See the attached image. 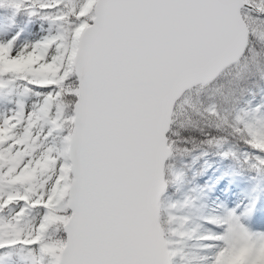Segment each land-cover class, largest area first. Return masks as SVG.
<instances>
[{"label": "snow or ice", "instance_id": "snow-or-ice-1", "mask_svg": "<svg viewBox=\"0 0 264 264\" xmlns=\"http://www.w3.org/2000/svg\"><path fill=\"white\" fill-rule=\"evenodd\" d=\"M258 4L241 0L240 18L264 21ZM0 8L12 13L0 36V212L16 206L0 217V264H264V231L244 222L254 199L206 211L231 180L264 181V106L230 111L208 96L197 109L186 96L230 58V0ZM21 14L45 34L21 41ZM257 39L247 32L241 59ZM178 108L204 123H178Z\"/></svg>", "mask_w": 264, "mask_h": 264}, {"label": "rangeland", "instance_id": "rangeland-1", "mask_svg": "<svg viewBox=\"0 0 264 264\" xmlns=\"http://www.w3.org/2000/svg\"><path fill=\"white\" fill-rule=\"evenodd\" d=\"M248 1V0H246ZM253 5L258 8V0H251ZM244 20L248 27L252 26L253 34L257 36V42L253 47L249 49V54L243 59L239 58L235 63L227 66L223 69L220 74V78L215 84L209 86L207 89L200 90L202 86L192 88L190 92L186 93L188 98L187 102L194 105L195 108L199 109L201 107L200 101L206 100V97L212 96L216 99L217 103L221 108H227L228 110L240 109V108H253L256 106H264V89H259L254 91L253 84L249 78H254L256 81V76L263 79L264 84V21L258 20L254 16L248 15L247 10L243 14ZM12 18L11 10L0 8V36L7 29L9 21ZM47 28V24L42 22L38 18H33L31 21L28 20L26 16L21 14L16 17V28L12 31L23 29L21 32V41H32L43 36L45 33L42 31ZM13 87V94L11 98L16 99V91L21 89V85L17 83ZM28 103H31V99H28ZM4 106L0 105V111H3ZM189 112L185 111L183 108L177 109V114L181 115V120H188L190 117ZM194 113V112H192ZM187 118V119H186ZM198 118V117H197ZM199 120V118H198ZM199 123H204L199 120ZM180 160L178 155L177 161ZM240 183L247 184L246 195L249 196L245 201V204L249 200H255V204L258 202H264V181L259 179L249 180L240 179ZM235 180V179H233ZM263 193V194H262ZM208 208L211 206V200L207 199ZM231 208L234 206L226 205ZM16 216V206L0 212V217L4 220H12ZM36 213L33 212L26 219L31 223H35L33 219ZM257 219V218H256ZM256 219L249 218L244 222L254 231L262 230L263 225H258ZM189 240V246H185L184 251L188 254L189 258L194 257L199 253V241L196 239L195 234ZM184 241V242H185ZM195 264V261H193Z\"/></svg>", "mask_w": 264, "mask_h": 264}, {"label": "bare ground", "instance_id": "bare-ground-1", "mask_svg": "<svg viewBox=\"0 0 264 264\" xmlns=\"http://www.w3.org/2000/svg\"><path fill=\"white\" fill-rule=\"evenodd\" d=\"M240 180L236 178L235 180H231V182L228 184V187L226 190L222 189H216L213 190L212 193L209 194L208 200H211V206L206 209V211H211L214 207L215 204L217 203H223L224 205H229V206H235L237 203H243L245 204V201L249 196L246 195L247 191V184L246 183H240ZM263 194V193H262ZM207 202V201H206ZM207 204H209L207 202ZM254 218L256 219V223L258 225H263L262 230L259 231H264V202H258L253 209L251 215L247 218ZM190 242L189 240H186L182 247L189 246Z\"/></svg>", "mask_w": 264, "mask_h": 264}, {"label": "water", "instance_id": "water-1", "mask_svg": "<svg viewBox=\"0 0 264 264\" xmlns=\"http://www.w3.org/2000/svg\"><path fill=\"white\" fill-rule=\"evenodd\" d=\"M245 2V1H244ZM232 7L235 9V22L229 29L226 37V47L230 58L223 65V68L235 62L240 57L243 45L246 42L247 27L239 11L241 0H230Z\"/></svg>", "mask_w": 264, "mask_h": 264}, {"label": "trees", "instance_id": "trees-1", "mask_svg": "<svg viewBox=\"0 0 264 264\" xmlns=\"http://www.w3.org/2000/svg\"><path fill=\"white\" fill-rule=\"evenodd\" d=\"M250 80H252V78L250 79ZM259 80V83H258V86L256 87L257 89H259V88H262L263 87V85L261 84V79L259 78L258 79ZM261 80V81H260ZM256 85V84H255ZM190 117H191V119L192 120H194V121H197V119L196 118H194V116L190 113ZM187 119V118H186ZM177 121H178V123H180V124H185L186 122H187V120H185V121H182L181 120V115H178L177 114ZM202 125V124H201Z\"/></svg>", "mask_w": 264, "mask_h": 264}]
</instances>
